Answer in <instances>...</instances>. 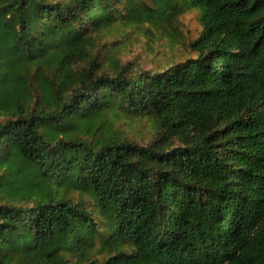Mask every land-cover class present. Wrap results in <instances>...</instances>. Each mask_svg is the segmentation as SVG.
Listing matches in <instances>:
<instances>
[{
	"label": "trees",
	"instance_id": "trees-1",
	"mask_svg": "<svg viewBox=\"0 0 264 264\" xmlns=\"http://www.w3.org/2000/svg\"><path fill=\"white\" fill-rule=\"evenodd\" d=\"M0 264H264V0H0Z\"/></svg>",
	"mask_w": 264,
	"mask_h": 264
},
{
	"label": "rangeland",
	"instance_id": "rangeland-1",
	"mask_svg": "<svg viewBox=\"0 0 264 264\" xmlns=\"http://www.w3.org/2000/svg\"><path fill=\"white\" fill-rule=\"evenodd\" d=\"M179 29L183 36L177 44H171L166 37L151 28L153 35L141 30L132 34L126 43L119 38L116 41L113 38H108V44L107 46L104 45L103 48L109 50L118 47L120 49L119 56L124 62L137 68L156 69L169 61H176L186 56L185 46L182 43H187L196 38L201 30L197 11L183 14L180 17ZM126 129L141 132L140 135L143 136L141 140L143 141L149 140L153 133L152 122L147 119L137 122L133 129L130 127H126Z\"/></svg>",
	"mask_w": 264,
	"mask_h": 264
}]
</instances>
